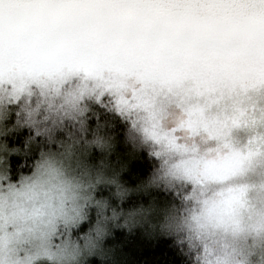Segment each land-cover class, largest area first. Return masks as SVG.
<instances>
[{
	"label": "rangeland",
	"instance_id": "1",
	"mask_svg": "<svg viewBox=\"0 0 264 264\" xmlns=\"http://www.w3.org/2000/svg\"><path fill=\"white\" fill-rule=\"evenodd\" d=\"M0 79V264H71L93 248L74 231L92 185L76 142L89 80L156 158L152 181L178 202L170 231L196 263L264 264V134L246 135L264 95V0H0ZM162 89L197 102L170 116L150 104ZM10 117L50 142L18 181L4 168Z\"/></svg>",
	"mask_w": 264,
	"mask_h": 264
},
{
	"label": "trees",
	"instance_id": "2",
	"mask_svg": "<svg viewBox=\"0 0 264 264\" xmlns=\"http://www.w3.org/2000/svg\"><path fill=\"white\" fill-rule=\"evenodd\" d=\"M107 110L95 104L89 108L83 119L86 137L76 141L87 146L82 164L89 169L92 185L74 231L91 237L93 248L71 264H101L95 253L102 243L123 244L126 264H197L186 244L170 231L169 219L178 202L171 192L152 181L156 158L128 137L127 124L117 113ZM79 124L69 127L81 131ZM5 131L4 168L11 181H18L33 172L50 142L34 135L30 125H17L11 117ZM74 170L77 176L83 173L82 168ZM117 224H126L132 231L123 226L117 229ZM106 232L114 235L105 237Z\"/></svg>",
	"mask_w": 264,
	"mask_h": 264
},
{
	"label": "clouds",
	"instance_id": "3",
	"mask_svg": "<svg viewBox=\"0 0 264 264\" xmlns=\"http://www.w3.org/2000/svg\"><path fill=\"white\" fill-rule=\"evenodd\" d=\"M0 83H3L5 88L8 87V82L6 79H0ZM78 83H80V77L73 76L71 80L65 81L64 88H75ZM88 83L90 86H95V91L91 97L86 96L82 98V103L88 105L90 109H92V106L94 104L103 107L104 103L108 102L114 97V93H112L111 90H106L104 84L92 80H89ZM136 87H139V85H136ZM125 95L129 97L130 103H135L134 98H132L131 91L126 92ZM149 95L152 108L166 111L170 114V116L173 117L186 116L187 113L184 110L188 107V105L197 102L196 98L189 99L183 97L182 94L173 95L172 93L167 92L166 89H162L160 90V92L155 94L150 93ZM199 102L204 103L203 98H199ZM223 103L230 104L231 100L226 99ZM245 103L251 104L253 103V101L248 100L245 101ZM254 103L258 107L253 108L251 112L252 115L259 119V123L255 128L250 129L246 133L247 136L264 134V115H262L260 111L261 109H264V95L256 98ZM216 108V105L212 106V110H216ZM97 119L99 121V116H97ZM175 122L176 121H173V123L169 126L174 127ZM99 123L103 124V121H99ZM241 135H245V133H241ZM15 147H19V145H16ZM122 226L126 231H132V229L129 228L126 224H117L115 225V228L119 229ZM108 235H114V232H106L105 237ZM95 255L98 256L101 264H126L125 251L123 248V244L121 243H114L109 245H104L102 243L100 246H98V252H96Z\"/></svg>",
	"mask_w": 264,
	"mask_h": 264
}]
</instances>
